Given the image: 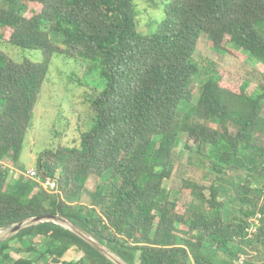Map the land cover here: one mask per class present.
I'll list each match as a JSON object with an SVG mask.
<instances>
[{
  "label": "trees",
  "instance_id": "1",
  "mask_svg": "<svg viewBox=\"0 0 264 264\" xmlns=\"http://www.w3.org/2000/svg\"><path fill=\"white\" fill-rule=\"evenodd\" d=\"M135 1L0 0V43L43 56L18 62L0 48V229L59 214L128 264H234L246 246L264 254V187L251 197V185L227 177L236 170L264 176V91L250 94L247 81L222 71L203 84L196 103L189 90L200 74L202 34L217 52L232 45L264 63V0H169L151 34L138 29ZM57 54L100 66L106 87L93 101L95 127L81 149L48 151L39 160L40 178L57 182L52 194L5 164L20 159ZM183 134L185 150L209 161L215 177L209 186L183 180L205 209L180 207L168 190ZM108 173L84 204L85 182ZM73 252L80 258L70 259ZM42 262L114 264L56 223L0 243V264Z\"/></svg>",
  "mask_w": 264,
  "mask_h": 264
},
{
  "label": "rangeland",
  "instance_id": "2",
  "mask_svg": "<svg viewBox=\"0 0 264 264\" xmlns=\"http://www.w3.org/2000/svg\"><path fill=\"white\" fill-rule=\"evenodd\" d=\"M168 1H135L139 31L147 34L156 31L158 24L165 16L164 9ZM56 38L61 40L59 36ZM229 47L230 52H217L209 43L207 36L202 34L196 53L200 74L189 85L194 103L198 100L203 84L219 71L236 76L235 82L237 83L242 80L247 81L250 94L257 90L259 93L264 91V63L235 46L229 45ZM0 48L18 62L25 60L40 62L43 58L40 50L23 49L9 45L4 41L0 43ZM214 65L216 70L210 68ZM105 87L106 81L100 66L97 67L89 61L66 59L62 55H55L41 93V100L36 106L33 125L26 136L20 159L16 165L7 162L5 167L10 168L16 177L20 174L24 175L29 170H35L39 175L38 162L48 151L57 152L60 148L81 149L83 134L91 132L95 127L96 115L93 109V101ZM189 106L190 104H185V108L188 109ZM262 112L264 115V109ZM186 138L185 134L181 135L175 149L174 175L168 183V190L171 193V198H175L180 207L192 206L194 210L205 209L202 202L194 199L189 192L183 189V180L191 179L201 185L209 186L215 177L208 174L210 171L209 161L185 150ZM109 175L110 173L103 179L92 177L85 182L86 191L82 198L84 204L90 203L91 196L95 193L97 186L103 180H107ZM227 177L238 184L251 185L253 188L251 197L257 194V190L259 191L264 187V176L255 175L253 179H250V175L243 170L231 172ZM205 194L209 196V191H206ZM228 208L233 210L237 209V206L229 204ZM5 233H8V228L0 230L1 236ZM88 235L98 241L93 235ZM11 245L14 248L10 252L13 255L12 259L15 260L20 256L16 252V248L19 247L18 240L13 241ZM107 249L112 251L108 247ZM113 255L116 256L117 254L114 253ZM243 255L246 256V261L250 263H264L263 249L258 247L246 246ZM68 257L72 260L80 258L76 252L69 254ZM223 258L226 259V262L231 259L230 256ZM236 262L235 260L234 264Z\"/></svg>",
  "mask_w": 264,
  "mask_h": 264
},
{
  "label": "water",
  "instance_id": "3",
  "mask_svg": "<svg viewBox=\"0 0 264 264\" xmlns=\"http://www.w3.org/2000/svg\"><path fill=\"white\" fill-rule=\"evenodd\" d=\"M43 223H56L72 231L74 234H76L77 236H79L80 238L88 242L90 245H92L99 252H101L104 256H106L114 264H128L121 257L110 255L109 252L105 249V247L99 241H96L95 239L90 237L86 232H84L82 229L74 225L70 220L66 219L65 217L59 214L35 217V218L27 219L25 221L17 223L16 225L8 228V233H5L3 236H0V243L10 240L11 238L16 236L18 233H20L24 229H27L31 226L43 224Z\"/></svg>",
  "mask_w": 264,
  "mask_h": 264
},
{
  "label": "built area",
  "instance_id": "4",
  "mask_svg": "<svg viewBox=\"0 0 264 264\" xmlns=\"http://www.w3.org/2000/svg\"><path fill=\"white\" fill-rule=\"evenodd\" d=\"M24 175L36 182H38L43 188L44 190H46L49 193H56L58 192V185L57 182L54 180H42L40 178V175H38V173L35 170H29L28 172L24 173ZM261 216L258 215L254 218L251 219V227L248 229L250 235H252L253 233H255L258 229V227L260 226L261 223ZM247 258L245 255H241L239 257V259L237 260L236 264H244L246 262Z\"/></svg>",
  "mask_w": 264,
  "mask_h": 264
},
{
  "label": "bare ground",
  "instance_id": "5",
  "mask_svg": "<svg viewBox=\"0 0 264 264\" xmlns=\"http://www.w3.org/2000/svg\"><path fill=\"white\" fill-rule=\"evenodd\" d=\"M0 230H1V229H0ZM2 232H3V231H2ZM0 236H1V235H0ZM103 246H104V245H103ZM104 247H105V249L109 252L110 255L114 256V255H113L114 253H113L112 251H111V252H112L113 254L107 249L106 246H104ZM116 256H117V255H116Z\"/></svg>",
  "mask_w": 264,
  "mask_h": 264
}]
</instances>
